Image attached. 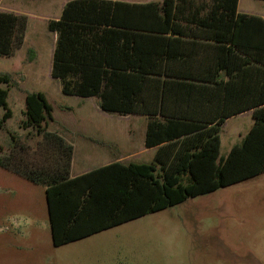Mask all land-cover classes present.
Segmentation results:
<instances>
[{
	"label": "trees",
	"instance_id": "16d2710c",
	"mask_svg": "<svg viewBox=\"0 0 264 264\" xmlns=\"http://www.w3.org/2000/svg\"><path fill=\"white\" fill-rule=\"evenodd\" d=\"M238 1L70 0L47 22L61 92L146 117L144 147L155 148L150 163L112 162L72 177V144L48 130L51 105L25 92L26 135L7 132L0 168L43 188L54 247L264 173V19L238 12ZM26 27L24 16L0 11V56L23 46ZM0 85L5 130L11 75L0 73ZM245 112L250 129L220 157L221 127Z\"/></svg>",
	"mask_w": 264,
	"mask_h": 264
},
{
	"label": "rangeland",
	"instance_id": "374dc122",
	"mask_svg": "<svg viewBox=\"0 0 264 264\" xmlns=\"http://www.w3.org/2000/svg\"><path fill=\"white\" fill-rule=\"evenodd\" d=\"M64 1L0 0V11L27 21L23 47L0 56V73L14 82L7 99L14 118L0 130V156L10 145L7 132L26 135L19 129L25 92H41L52 107L48 130L61 131L74 147L72 176L116 157L150 163L154 151L143 147L144 117L104 112L95 97L65 95L51 78L55 39L47 22L59 17ZM237 10L264 19V0H239ZM252 123L249 112L223 124L220 157ZM0 264H264V173L54 247L43 188L0 168Z\"/></svg>",
	"mask_w": 264,
	"mask_h": 264
},
{
	"label": "crops",
	"instance_id": "0c3cea01",
	"mask_svg": "<svg viewBox=\"0 0 264 264\" xmlns=\"http://www.w3.org/2000/svg\"><path fill=\"white\" fill-rule=\"evenodd\" d=\"M68 1H70V0H66V1H64L62 4V6H61V8H60V14H61V10H62V8H63V6L68 2ZM121 1H125V2H129V3H146V2H150L151 0H121ZM59 17H60V15H59ZM58 17V18H59ZM57 18V19H58ZM263 18V17H262ZM53 34V33H52ZM24 37H25V35H24ZM53 37H54V39H56V34H53ZM23 47V46H22ZM21 47V48H22ZM10 107V106H9ZM22 108H23V110H24V96L22 97ZM11 109V108H10ZM22 110V111H23ZM11 111H12V117L10 118V119H8L7 121H6V123H5V126L14 118V112H13V110L11 109ZM247 113H249V112H245V113H242V114H240V115H243V114H247ZM53 116V115H52ZM131 116H141V115H131ZM239 116V115H238ZM142 117H144V116H142ZM145 118V120H146V122L144 123V125H145V129H144V136H145V130H146V124H147V118L146 117H144ZM54 119V118H53ZM22 120V118L20 119V121ZM51 123V122H50ZM20 129V128H19ZM22 130V129H21ZM24 131V130H23ZM58 132H61V131H58ZM17 136H21V135H19V134H16ZM246 135V134H245ZM244 135V136H245ZM244 136H240L239 135V137H240V141L243 139V137ZM22 137V136H21ZM65 137V136H64ZM65 139H66V137H65ZM67 140V139H66ZM68 141V140H67ZM69 142V141H68ZM101 144V143H100ZM102 145V144H101ZM143 147H144V139H143ZM145 148V147H144ZM146 149V148H145ZM148 150H153L154 151V153H155V148H152V149H148ZM73 153H74V147H73ZM72 158H73V156H72ZM119 160H122L121 158H118V157H116V161L115 162H122V161H119ZM109 164V163H108ZM107 165V164H106ZM71 167H72V161H71ZM81 174H83V173H81ZM80 173L78 174V175H81ZM72 176V175H71ZM77 176V175H76ZM73 177V176H72Z\"/></svg>",
	"mask_w": 264,
	"mask_h": 264
}]
</instances>
